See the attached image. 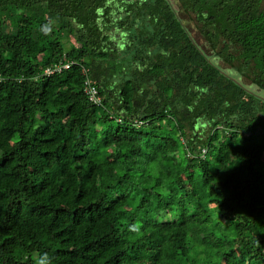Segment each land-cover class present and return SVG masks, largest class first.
<instances>
[{"label": "trees", "instance_id": "obj_1", "mask_svg": "<svg viewBox=\"0 0 264 264\" xmlns=\"http://www.w3.org/2000/svg\"><path fill=\"white\" fill-rule=\"evenodd\" d=\"M0 75V264H264L263 0H0Z\"/></svg>", "mask_w": 264, "mask_h": 264}, {"label": "built area", "instance_id": "obj_2", "mask_svg": "<svg viewBox=\"0 0 264 264\" xmlns=\"http://www.w3.org/2000/svg\"><path fill=\"white\" fill-rule=\"evenodd\" d=\"M70 64H71V63H69V64H64L62 67H64V68H68ZM55 69H60V67H56V68H53V69H51V68L49 69V68H48V69L45 70V73H47V74L53 73V71H54ZM2 79H3V77L0 75V80H2ZM85 84H86L85 92L87 93L89 99H90L91 101L95 102V103H98V102H99V97L96 95V94H97L96 89H95L93 86H91V85L88 83V81H86Z\"/></svg>", "mask_w": 264, "mask_h": 264}, {"label": "rangeland", "instance_id": "obj_3", "mask_svg": "<svg viewBox=\"0 0 264 264\" xmlns=\"http://www.w3.org/2000/svg\"><path fill=\"white\" fill-rule=\"evenodd\" d=\"M263 6H264V0H263ZM181 16L186 21V23L190 26V28L192 29L193 35L195 36V38L197 39V41L199 43H201L202 46L204 47V40L199 35V33L197 31H195V29L193 28V24H192L191 20L184 13H182Z\"/></svg>", "mask_w": 264, "mask_h": 264}]
</instances>
